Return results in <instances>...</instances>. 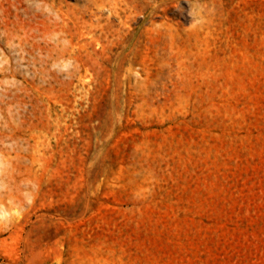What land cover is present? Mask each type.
I'll return each mask as SVG.
<instances>
[{"label": "rangeland", "instance_id": "obj_1", "mask_svg": "<svg viewBox=\"0 0 264 264\" xmlns=\"http://www.w3.org/2000/svg\"><path fill=\"white\" fill-rule=\"evenodd\" d=\"M0 264H264V0H0Z\"/></svg>", "mask_w": 264, "mask_h": 264}, {"label": "clouds", "instance_id": "obj_2", "mask_svg": "<svg viewBox=\"0 0 264 264\" xmlns=\"http://www.w3.org/2000/svg\"><path fill=\"white\" fill-rule=\"evenodd\" d=\"M189 15H192V13H191V12H189Z\"/></svg>", "mask_w": 264, "mask_h": 264}]
</instances>
